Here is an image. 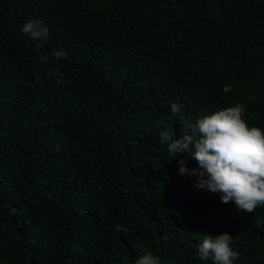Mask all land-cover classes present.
I'll use <instances>...</instances> for the list:
<instances>
[{
	"label": "trees",
	"instance_id": "obj_1",
	"mask_svg": "<svg viewBox=\"0 0 264 264\" xmlns=\"http://www.w3.org/2000/svg\"><path fill=\"white\" fill-rule=\"evenodd\" d=\"M236 103L264 129V0H0V264H211L198 233L224 232L264 264V207L195 188L159 143Z\"/></svg>",
	"mask_w": 264,
	"mask_h": 264
},
{
	"label": "clouds",
	"instance_id": "obj_2",
	"mask_svg": "<svg viewBox=\"0 0 264 264\" xmlns=\"http://www.w3.org/2000/svg\"><path fill=\"white\" fill-rule=\"evenodd\" d=\"M21 32L40 41L39 47L48 42L49 29L43 21H27ZM51 56L59 62L67 59V52L54 49ZM38 59L44 64L49 63L48 54H41ZM46 75L54 77L57 84L64 79L57 67L48 68ZM181 108V105L172 103L171 113L179 115ZM189 128L190 132H185L181 139L173 138L166 130L159 133V143L166 145L173 158L188 152L197 161L198 167L191 170L179 161V173L195 175V188L219 193L223 203L234 202L240 211L251 213L264 207V129L249 125L245 119V106L236 103L219 108L198 117ZM60 150L57 146L56 151ZM116 231L127 232L128 229L117 224ZM198 234L196 251L201 261L234 264L238 259L239 254L233 251L232 236L228 232L215 237L209 233ZM134 264H160V258L145 252L135 259Z\"/></svg>",
	"mask_w": 264,
	"mask_h": 264
}]
</instances>
